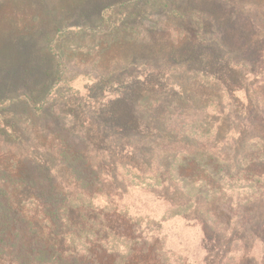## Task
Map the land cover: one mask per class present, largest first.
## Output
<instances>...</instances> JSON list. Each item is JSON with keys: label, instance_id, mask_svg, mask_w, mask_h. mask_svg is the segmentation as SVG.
<instances>
[{"label": "trees", "instance_id": "16d2710c", "mask_svg": "<svg viewBox=\"0 0 264 264\" xmlns=\"http://www.w3.org/2000/svg\"><path fill=\"white\" fill-rule=\"evenodd\" d=\"M237 2H160L163 30L176 33L177 40L189 39L183 50L154 56L164 60L162 68H152L161 76L155 78L162 79V71L171 65L192 73L204 70L205 79L214 78L208 69L222 68L224 61L226 68L236 72L250 69L248 63L227 57L236 46L225 45L231 42L241 45L240 49L257 50L260 42L253 41L254 32L264 34V9L255 6L240 12ZM232 22L242 26L237 38ZM242 37L248 40L237 43ZM141 59L139 53L130 55L129 64L114 78L122 89L120 97L101 114L103 128H112L111 133L98 131L93 140L61 128L47 134L44 144L28 139L30 148L35 144L49 158L28 161L32 170L27 176L0 166V263L173 264L158 233L148 237L133 218L94 205L97 197L106 198L108 206L120 203L137 186L155 196L169 188L178 191V199L165 201L174 209L173 215L202 223L203 240L215 249L209 253L221 252L219 264H247L256 258L253 243L264 246V211L260 210H264V75L244 89L242 104L236 101L235 76L221 82L228 104L218 98L201 107L177 98L161 103L146 92L155 87L160 91L162 86L151 75L141 80L138 72L125 73ZM145 65L155 63L150 60ZM248 73L258 76L252 70ZM170 87L174 85L168 82V95ZM8 103L0 100V106ZM234 127L241 134L238 142L221 137L222 130ZM254 129L258 134L241 147L242 134ZM67 133L77 137L71 141ZM117 142L120 145L115 149ZM2 151L6 158L8 151ZM109 174L122 183L121 189L112 184ZM20 182L26 183L28 193H10L7 185ZM258 264H264V252Z\"/></svg>", "mask_w": 264, "mask_h": 264}, {"label": "rangeland", "instance_id": "374dc122", "mask_svg": "<svg viewBox=\"0 0 264 264\" xmlns=\"http://www.w3.org/2000/svg\"><path fill=\"white\" fill-rule=\"evenodd\" d=\"M162 1L0 0V100L9 101L0 106V166L6 165L10 170L27 176L32 170L31 159L35 157L46 161L49 158L42 149L35 148V144L30 148L28 139L36 138L44 144L47 134L61 128L65 133L69 129L74 133H84L93 140L98 131H104L103 135L111 133L112 128H103L101 114L104 115L103 109L120 97L122 89L114 78L129 64L133 53H139L142 59L130 65V70H125V73L138 72L137 79L141 80L151 75L157 86H162L160 91L155 87L148 88L146 92L153 93L161 103L177 98L201 107L211 98H218L228 104L221 82L227 83L229 76L238 80L236 101L241 104L245 101L244 89L253 87L254 81L264 75V34L254 32L253 41L260 42L255 51H249L246 46L240 49L241 45L236 43L225 45L236 46L227 57H231L233 62L248 63L250 69L240 68L236 72L233 68H226L224 61L222 68L208 69L211 72L209 77L214 78L205 79L201 75L204 70L192 73L171 65L170 69L162 71L164 75L158 81L155 77L161 76L152 68H162L164 60L154 56L169 54L171 49L183 50L188 42L185 40L189 39L186 36L184 40H177L176 33L174 36L163 30L166 25ZM237 1L240 12L255 6L264 9V0ZM229 2L234 5L235 0ZM110 6H115V9L107 10ZM220 14L225 16L223 12ZM100 23L102 28H98ZM232 23L236 30L234 37L237 38L242 26L238 22ZM245 39L248 40L242 37L236 41L242 44ZM150 60L155 65H145ZM251 70L258 76L250 75L248 72ZM168 82L174 85L169 88V95L166 90ZM258 132L255 129L246 130L240 139V146ZM67 134L71 141H74V136L77 137L73 133ZM240 135L236 127L221 131V137L229 136L237 142ZM19 137L27 141L20 143ZM3 138L7 142L2 144ZM119 145L117 142L115 149ZM2 150L8 151L6 158H3ZM27 152L31 153L26 156ZM109 175L112 184L121 189L122 183L113 178V174ZM107 184L110 188L111 184ZM7 189L16 195L27 194L29 188L26 183L20 182L15 186L7 185ZM142 189L141 186L130 188L120 203L110 206L106 198L97 197L94 205L100 209L105 206L116 209L133 218L141 224L148 237L158 233L173 264H219L221 252L209 253V250L214 252L215 249L209 247L213 243L208 245L203 240L202 223L173 215L174 209L165 201V198L178 199V191L169 188L155 196ZM252 247L256 260L248 259L247 264H258L264 246L254 242ZM0 264L8 263L5 260Z\"/></svg>", "mask_w": 264, "mask_h": 264}]
</instances>
